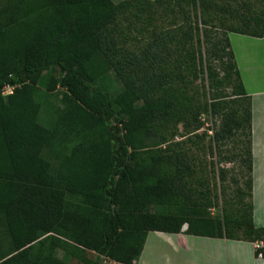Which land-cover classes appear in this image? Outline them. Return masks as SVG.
Here are the masks:
<instances>
[{
  "label": "trees",
  "instance_id": "16d2710c",
  "mask_svg": "<svg viewBox=\"0 0 264 264\" xmlns=\"http://www.w3.org/2000/svg\"><path fill=\"white\" fill-rule=\"evenodd\" d=\"M164 4L184 23L153 27L138 49L122 45L125 14ZM246 13L216 0H0V264H98L88 252L136 264L149 233L185 225L192 236L262 243L264 258L251 97L230 39L263 38L264 10ZM46 73L47 91L63 90L49 125L36 99ZM110 75L117 93L104 83ZM208 112L221 115L215 141L248 138L247 190L217 215L184 143L173 141L199 131Z\"/></svg>",
  "mask_w": 264,
  "mask_h": 264
},
{
  "label": "rangeland",
  "instance_id": "374dc122",
  "mask_svg": "<svg viewBox=\"0 0 264 264\" xmlns=\"http://www.w3.org/2000/svg\"><path fill=\"white\" fill-rule=\"evenodd\" d=\"M116 4H119L123 1L129 0H114ZM155 1V0H153ZM218 2H223V4H228L229 6L237 9L241 15H246L247 9L251 12H259L264 10V0H216ZM247 6V8H245ZM154 10V9H153ZM151 9L145 11L141 9L142 12H139L140 18L135 17V9H133V15L125 14L121 19L124 30V35H126L127 41L122 45L131 49H138L142 43L139 42L140 39H144V42L149 38L148 30H152L153 27L157 26L158 29L163 30H172L175 24H183L182 19L174 18L170 11L167 10L166 4L161 7H157V13ZM153 12L154 17H153ZM191 19L195 25L197 17L195 12H190ZM155 23L153 26L143 29L146 27L145 20L150 19ZM235 22V21H233ZM202 27V25H201ZM206 27H202L205 29ZM131 29V31H130ZM215 32V31H214ZM146 33V34H143ZM204 39V38H203ZM236 40V46L241 52L246 50H252L254 43H248L247 46L244 41ZM203 49H206L207 46L203 45ZM51 77V73H46L43 77V80L38 86L36 92V99L41 104V114L40 121L44 125H49L52 120L55 119V107H61V99L63 90L58 88L55 92L51 93L47 91L48 81ZM107 89L112 93H117L121 90V84L118 80L115 79L113 75H110L105 81ZM205 85L208 87V82L205 81ZM198 86H201V81L198 82ZM208 89V88H207ZM201 91V88L200 90ZM227 95H231L232 90L227 89ZM228 98L227 100H230ZM206 123L203 124V127L195 133L180 135L176 137L174 142H183L182 148L187 152L188 157L193 164V168L196 170V178L194 181L195 186L203 191L210 190L211 196L217 206L211 209L213 215H217L219 212L222 213L223 207L226 202L236 203L238 199V189L243 188L247 190L245 186L249 174H248V162H247V136L242 133L236 134L232 139L226 141H215L214 134L219 130L221 124V115L213 114L208 112L206 115ZM179 131L183 133L182 125L179 126ZM207 133L203 138H197L196 134L202 136L204 133ZM253 139V135H252ZM183 227V231H186ZM158 239H162L159 235H152L150 238V245L154 247L159 245ZM240 241V240H232ZM164 246V244H163ZM175 253L171 248L166 246L162 247L161 252L157 255L156 260L149 259L147 264H182L191 262L192 257L187 256L186 253L181 255V260L177 261L175 258ZM62 256V253H60ZM160 257V258H159ZM87 258L90 260L98 262V264H117L113 261L108 260L105 257L97 256L94 252H88ZM183 258V260H182ZM200 258V257H199ZM193 260V259H192ZM72 264H85L82 261H79L75 258L70 259ZM200 258V263L202 264H217L213 262H205Z\"/></svg>",
  "mask_w": 264,
  "mask_h": 264
},
{
  "label": "crops",
  "instance_id": "0c3cea01",
  "mask_svg": "<svg viewBox=\"0 0 264 264\" xmlns=\"http://www.w3.org/2000/svg\"><path fill=\"white\" fill-rule=\"evenodd\" d=\"M235 38L244 41L247 46L248 43H254L253 51L241 52L235 44ZM230 39L243 84L251 97L254 221L257 227H264V37L230 34ZM152 235L162 237L158 239V246L150 245ZM163 244L174 251L177 261L181 260L183 253L192 257L191 262L182 264H202L199 262L200 258L206 260V263L264 264V258L256 256V243L197 237L188 235L185 231L178 234L149 233L142 255L136 264H147L149 259L156 260L164 247Z\"/></svg>",
  "mask_w": 264,
  "mask_h": 264
},
{
  "label": "built area",
  "instance_id": "2783aa9c",
  "mask_svg": "<svg viewBox=\"0 0 264 264\" xmlns=\"http://www.w3.org/2000/svg\"><path fill=\"white\" fill-rule=\"evenodd\" d=\"M13 90H14V87L6 86L4 88L3 94L6 96L8 94H11L13 92ZM256 246H257V248H261L263 246V244L262 243H256Z\"/></svg>",
  "mask_w": 264,
  "mask_h": 264
},
{
  "label": "water",
  "instance_id": "95a60500",
  "mask_svg": "<svg viewBox=\"0 0 264 264\" xmlns=\"http://www.w3.org/2000/svg\"><path fill=\"white\" fill-rule=\"evenodd\" d=\"M185 227H187V225L184 226V229H185Z\"/></svg>",
  "mask_w": 264,
  "mask_h": 264
}]
</instances>
